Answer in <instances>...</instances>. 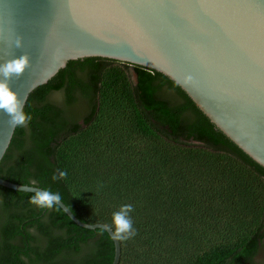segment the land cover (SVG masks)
I'll return each instance as SVG.
<instances>
[{
  "label": "trees",
  "instance_id": "obj_1",
  "mask_svg": "<svg viewBox=\"0 0 264 264\" xmlns=\"http://www.w3.org/2000/svg\"><path fill=\"white\" fill-rule=\"evenodd\" d=\"M119 63L69 61L31 92L0 178L59 192L89 224L131 204L137 234L118 240V264H262L264 169L174 82L138 66L132 82ZM31 195L0 186V264L112 263L105 231Z\"/></svg>",
  "mask_w": 264,
  "mask_h": 264
},
{
  "label": "water",
  "instance_id": "obj_2",
  "mask_svg": "<svg viewBox=\"0 0 264 264\" xmlns=\"http://www.w3.org/2000/svg\"><path fill=\"white\" fill-rule=\"evenodd\" d=\"M25 54L28 68L10 81L22 107L69 61L138 66L174 82L264 169V0H0V63ZM8 119L0 111V162L14 133ZM0 186L41 189L2 178ZM64 214L81 228L105 231L114 245L111 264H118L120 244L105 224Z\"/></svg>",
  "mask_w": 264,
  "mask_h": 264
},
{
  "label": "clouds",
  "instance_id": "obj_3",
  "mask_svg": "<svg viewBox=\"0 0 264 264\" xmlns=\"http://www.w3.org/2000/svg\"><path fill=\"white\" fill-rule=\"evenodd\" d=\"M15 46L17 48L22 47V37H16ZM28 66L29 57L26 54L0 63V111L8 115V125L13 130L25 128L29 117L22 107V101L10 86V81L13 78L21 77ZM66 175V172L61 171L59 178H63ZM56 178V176H53V179ZM61 202H63V199L59 192L46 188L35 190L34 194L29 198L30 204L41 209L55 208L58 210L62 209L64 212L71 210L65 204L61 208ZM133 211L131 204L121 205L117 211L112 213L111 222L105 224L104 229L108 232L110 230L112 237L116 240H128L135 237L137 233L130 215Z\"/></svg>",
  "mask_w": 264,
  "mask_h": 264
},
{
  "label": "rangeland",
  "instance_id": "obj_4",
  "mask_svg": "<svg viewBox=\"0 0 264 264\" xmlns=\"http://www.w3.org/2000/svg\"><path fill=\"white\" fill-rule=\"evenodd\" d=\"M127 72V74L129 75V79L132 81V82H135V74H134V71H133V66L131 65H128L126 63H119ZM259 263H262L264 264V246L263 248L261 249L260 253L258 254L257 256V259H256Z\"/></svg>",
  "mask_w": 264,
  "mask_h": 264
}]
</instances>
